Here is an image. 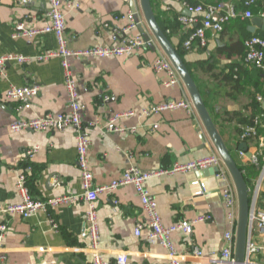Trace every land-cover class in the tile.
<instances>
[{
  "label": "crops",
  "instance_id": "1",
  "mask_svg": "<svg viewBox=\"0 0 264 264\" xmlns=\"http://www.w3.org/2000/svg\"><path fill=\"white\" fill-rule=\"evenodd\" d=\"M67 1L78 2L79 8H70ZM244 1L150 0V3L161 28L168 32L172 44L190 64L188 69L228 148L235 152L238 144L245 142V151L251 153L256 149L257 141H240L236 137V119H228L233 112L249 114L255 105L264 108V69L246 65L235 44L250 35L264 36V30L260 28L253 33L248 29L250 19L264 12V0H258L249 8L251 17L244 16L247 9ZM183 2L192 5L225 2L237 11L238 16L220 32L208 31L205 47L194 43L186 49L183 42L194 25L181 20L186 15ZM48 7L47 0H27L25 3L22 0H0V55L22 54L31 58L25 65L7 63L6 75H0V206L19 201L15 179L28 163L32 168L26 184L34 198L82 193L72 129L12 132L9 128L16 119L60 112L67 107L61 59L58 56L45 61L35 59L39 53L56 49L54 34L12 36L17 24L26 28L44 26ZM135 8L140 25L127 33L140 32V26L148 37L153 38L151 44L130 56L71 60L83 105L82 119L84 122L97 119L96 125L85 131L90 140L89 161L96 185L119 178L128 165V154H132V160L140 170L148 171L168 167L176 161L185 162L217 153L196 110L187 113L179 108L149 117L132 115L120 118L117 124L135 128V131L105 130L112 113L138 110L167 99L191 101L182 80L167 86L164 84L166 74L152 70V62L165 53L153 37L138 0ZM129 9H133V3L124 0H64L68 46L80 49L111 44L112 28L121 30L127 25V21L120 18ZM121 39L122 35L116 41ZM237 72V82L228 78ZM10 84L36 85L39 93L18 110L19 102L5 96ZM106 95L109 96L107 100ZM227 113L229 116L225 115ZM154 124L157 127H153ZM34 145H38L39 150L32 159H26L25 150ZM236 160L239 162L238 156ZM200 183L205 191L196 194ZM224 184L209 168L163 175L146 182L157 200L165 225L199 214L211 215L210 220L195 224L191 233H173L174 245L183 264H224L220 252L224 246V232L229 228L227 210L220 196ZM113 199L117 202L114 203ZM263 206L264 202H261L260 207ZM96 208L100 232L98 250L107 263H113L117 254L125 252L129 264H167V250L146 239L148 217L132 185L119 187L113 194H99ZM85 209L82 198L73 204L55 207L51 214L57 222V229L51 228L44 212L27 218L11 217L0 247V256L5 254L6 258L3 262L0 259V264H91ZM138 222L143 224L140 235L134 232ZM251 237L264 247V233L255 228ZM194 247L202 251L201 256L193 253ZM254 259L264 262V250L261 249Z\"/></svg>",
  "mask_w": 264,
  "mask_h": 264
},
{
  "label": "built area",
  "instance_id": "2",
  "mask_svg": "<svg viewBox=\"0 0 264 264\" xmlns=\"http://www.w3.org/2000/svg\"><path fill=\"white\" fill-rule=\"evenodd\" d=\"M25 3L27 0H22ZM49 7L46 12V23L41 28H26L22 24H17L12 33L13 37L25 36L31 37L39 33H53L57 46L53 51H47L37 54L35 59L37 61H45L53 56H58L61 59L63 69L64 87L67 94V107L60 112H46L42 115H37L31 118H19L14 120L9 128L12 132H20L24 130L33 131H49L72 129L75 133L76 139V153L77 164L80 171L82 193H64L58 194L49 198L39 199L34 198L27 187V174L31 170V165L28 163L21 168L16 175L15 189L19 196V201L8 203L0 206V247L8 229V222L11 217L27 218L38 212H44L47 220L53 229H57V222L55 221L51 211L60 205H70L83 199L86 203L84 219L86 224V232L91 244L92 259L91 264H129V257L125 252L116 255L113 263H107L98 250L100 232L98 225V215L96 208V200L101 193L113 194L119 187L125 185H132L138 195L142 210L148 217V234L147 241L150 244H160L167 250L168 261L167 264H183L173 241V233L179 231L183 233H191L193 226L199 222H205L211 219L210 214H199L191 219L181 220L179 222L165 225L162 221V216L158 209V203L153 194L146 186V182L154 177L163 175H171L175 173H186L190 171H199L208 168H216L215 176L224 181L221 189V199L226 207V218L229 228L224 232V246L220 252L221 261L224 264H235V233L238 217V201L235 185L231 180L226 166L218 153L188 160L185 162H173L168 167H161L156 170L143 171L132 160V154L127 155L128 165L122 172L119 178H115L104 184H95L93 181V173L89 161V146L90 140L85 134L88 127L96 125L97 119L89 122H84L81 111L83 105L79 100V92L77 89L76 75L72 69L71 60H81L86 58H106V57H122L130 56L138 52L141 48L153 42V38L144 37L140 32L128 35L129 30L137 28L135 21V12L129 9L120 19H125L127 25L121 30L112 28L113 42L111 44L103 45L97 44L85 48L74 49L68 46L66 37L67 19L63 11L64 0H47ZM126 2L135 3L137 0H124ZM258 0H245L244 4L246 10L245 17H251L249 8L257 4ZM67 4L72 9L79 8V3L75 1H67ZM186 10L190 11L192 17L182 16L181 20L185 23L194 25L191 32L183 42L186 49H190L195 43L199 47L207 45V32H220L223 27L232 19L238 16L237 11L225 2H217L210 4H196L192 5L183 2ZM264 5V3H263ZM264 16V12L260 13ZM118 19V17H115ZM122 35V39L118 42L116 39ZM245 54L243 61L246 65L258 69H264V37L259 35H251L244 41ZM29 56L22 54H3L0 55V75H6V65L9 62H16L25 65L30 61ZM154 72H164L167 79L164 84L174 85L180 82L181 78L175 67L166 55L158 56L151 64ZM39 93V87L36 85H22L17 86L10 84L5 90L6 98L17 100L19 102L18 110L34 96ZM106 100L108 95L104 97ZM260 100V98H259ZM184 109L187 113H193L195 107L189 99H167L160 103L148 104L140 109H129L126 111L116 112L109 115L105 130L116 131L119 133H126L135 131V128H124L117 124V121L123 117L137 115L141 117H149L164 111L174 109ZM264 126L259 119H255V123L242 127L239 134L240 141H248L253 139L257 141L256 149L251 153L247 151L236 149L235 152L241 164V172L245 173V165H257L261 160L258 175L255 179L254 186L250 191L251 209L249 213V228L248 238L246 242V260L243 264H264V262L256 261L254 256L264 247L259 246L252 239V232L256 228L264 233V206L260 207V203L264 202L262 193L264 192V138L258 132V127ZM153 127H157L154 124ZM39 150L38 145H34L25 150L26 159H32L35 153ZM201 187L196 191V194H203L205 188L200 183ZM116 203L117 200L113 199ZM143 224L138 222L135 226L134 232L140 235ZM195 255L201 256L202 251L198 247L193 248ZM5 254H1V261H5ZM209 264V263H206Z\"/></svg>",
  "mask_w": 264,
  "mask_h": 264
},
{
  "label": "water",
  "instance_id": "3",
  "mask_svg": "<svg viewBox=\"0 0 264 264\" xmlns=\"http://www.w3.org/2000/svg\"><path fill=\"white\" fill-rule=\"evenodd\" d=\"M141 12L147 22V25L155 38L157 44L161 47L165 55L171 61L176 71L178 72L182 82L186 86L188 93L190 95L191 101L197 111L199 117L201 118L205 129L215 146V149L221 159L223 160L227 170L230 173L232 181L235 185L237 192L238 201V217L237 226L235 233V251L234 260L235 264H243L246 260V242L248 238V228H249V213L251 209V202L249 198V190L245 183L244 176L237 164V160L234 158L233 153L226 145L221 134L217 130L212 117L204 103L201 93L188 69L183 58L177 51V48L172 44L169 37L165 34L160 24L158 23L154 12L151 7L150 0H138ZM135 12V21L139 24V19L137 17V12L135 8V3H133V9ZM186 15H190L191 12L186 10ZM260 28L264 30V17L260 15L253 16L250 19V25L248 27L250 32H254L255 29ZM140 33L146 38L148 37L143 29L139 26ZM239 150H246V143L240 142L237 146ZM216 171V168H209Z\"/></svg>",
  "mask_w": 264,
  "mask_h": 264
},
{
  "label": "trees",
  "instance_id": "4",
  "mask_svg": "<svg viewBox=\"0 0 264 264\" xmlns=\"http://www.w3.org/2000/svg\"><path fill=\"white\" fill-rule=\"evenodd\" d=\"M163 31L165 32V34L167 36H169L168 35V32H166L165 29H163ZM250 36H248V37H250ZM261 36L264 37L263 35H261ZM244 40L245 39H240V40H237L236 43H235V44L238 45L237 48H238L240 54L241 53L243 54V57H244V54H245ZM177 51L181 55L180 50L177 49ZM184 62L186 64V66L189 68L190 67V64L188 62H186L185 60H184ZM237 68L240 69L241 66H237ZM234 74H235V72H234ZM228 78L231 79L234 82H237L238 79H239V72H237L235 76L230 75ZM228 114L229 113H227L225 115L229 116ZM233 118L236 119L235 122H236V125H237L236 128H235V130H236V137H239V134L242 131V127L243 126H246V125L254 124L255 123V119H259L261 121V123L264 124V108H261V107H258L257 105H255L251 109L250 113L247 114V115H245V114H243L241 112H233V113L230 114V116L228 117V119L229 120H232ZM258 132H259V134H261V135L264 136V126L263 127L262 126H259L258 127ZM250 141H254V140L253 139H250ZM229 149L232 152V148H229ZM237 164H238L239 168H241L240 162L237 161ZM260 165H261V160H260V162L257 165H254V164H247V165H245V173H243V176H244V179H245V183L247 185V188L249 190V198H250V191L252 190V188L254 186L255 179H256V177L258 175ZM262 196L264 197V192L262 193Z\"/></svg>",
  "mask_w": 264,
  "mask_h": 264
},
{
  "label": "rangeland",
  "instance_id": "5",
  "mask_svg": "<svg viewBox=\"0 0 264 264\" xmlns=\"http://www.w3.org/2000/svg\"><path fill=\"white\" fill-rule=\"evenodd\" d=\"M232 153H233L234 158L237 159L236 153L233 151V149H232Z\"/></svg>",
  "mask_w": 264,
  "mask_h": 264
}]
</instances>
